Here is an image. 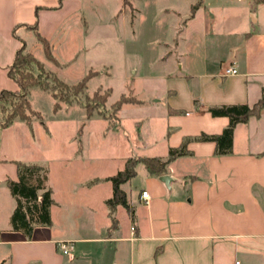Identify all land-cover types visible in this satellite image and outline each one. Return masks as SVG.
<instances>
[{"label": "crops", "instance_id": "crops-1", "mask_svg": "<svg viewBox=\"0 0 264 264\" xmlns=\"http://www.w3.org/2000/svg\"><path fill=\"white\" fill-rule=\"evenodd\" d=\"M117 2L120 13L121 1ZM161 2L165 11L183 15L182 0ZM197 2L195 12L184 19L189 21L205 9L210 27L201 37L183 35V53L179 54L183 63L175 60L183 75V106L164 105L162 96L170 89H162L160 99L152 102L161 104L165 123L157 137L160 148L153 155L136 156L166 159L168 148L177 147L185 137L220 133L228 119L211 116L207 107L251 106L264 98V0ZM55 5L56 0H0V90L16 89L7 67L21 41L33 57L37 51L43 54L28 28L34 21L60 64L51 62L54 69L74 60L62 58V43L74 27L83 40L91 36V0H61L59 7ZM37 6L41 8L35 13ZM213 13L223 19L214 27ZM170 42L177 45L175 38ZM161 44L170 47L167 41ZM170 53L161 59L169 58ZM35 60L44 69L43 62ZM230 62L237 72L223 76L221 70ZM138 101L132 104H144ZM40 133L45 138L43 127ZM142 138L139 135L140 141ZM31 140L35 141L36 135L18 118L0 130V264H264V106L257 115L235 124L229 153L214 154L210 141H188L185 147L189 153L165 165L161 175L168 177L166 183L140 163L144 170L139 188L130 196L122 188L125 182L119 185L132 217L123 208V227L115 219L111 228L106 208L102 228L84 236L57 233L52 219L49 226H35L28 238L11 230L9 219L15 201L5 180L16 179V162L31 163L21 160L26 158ZM151 143L157 145L156 138ZM143 190L147 193L145 203L139 197ZM52 205H56L54 200ZM58 241L70 242L72 249L59 250Z\"/></svg>", "mask_w": 264, "mask_h": 264}, {"label": "rangeland", "instance_id": "rangeland-1", "mask_svg": "<svg viewBox=\"0 0 264 264\" xmlns=\"http://www.w3.org/2000/svg\"><path fill=\"white\" fill-rule=\"evenodd\" d=\"M91 1L94 10L89 15L91 36L83 40L74 27L62 43V58L73 57V62L54 69L41 51L35 52L34 57L43 62L50 84L53 77L73 85L88 72L93 75L82 91L71 97L70 103L59 101L55 111L48 91L38 87L28 90L31 111L25 114L33 123L36 140H31L26 158H21L43 168V188L50 189L56 202L49 207L56 232L80 236L102 228L106 222L105 200L111 196L108 181L81 184L113 175L130 156L156 153L160 148L157 137L165 130V123L161 104L154 106L152 102L160 99L159 94L166 86L170 91L162 96L164 105L183 106V75L175 64L183 53V35L201 37L210 27V14L205 9L198 10L189 21L184 19L195 12L197 0H182L183 15L165 11L162 0H130L129 6H120V13H117L120 9L117 0ZM193 5L192 10L188 9ZM214 16L213 27L223 21L218 14L213 13ZM171 38L176 39L175 47ZM161 41H167L170 47ZM168 51L170 57L161 59ZM179 61L183 63V58ZM94 92L101 97L107 95L99 107L103 113L96 114L93 109L86 119L81 103ZM127 95L144 104L123 103L114 112L116 121L105 116L116 100ZM43 126L47 129L45 138L40 133ZM139 135L143 137L141 141ZM154 138L157 145L152 146ZM134 169L136 174L122 185L130 196L142 184V164L137 163ZM124 215L122 206L113 212L121 227Z\"/></svg>", "mask_w": 264, "mask_h": 264}, {"label": "trees", "instance_id": "trees-1", "mask_svg": "<svg viewBox=\"0 0 264 264\" xmlns=\"http://www.w3.org/2000/svg\"><path fill=\"white\" fill-rule=\"evenodd\" d=\"M121 6H129L130 0H120ZM259 2L261 0H254ZM61 0H56L55 7H59ZM198 4V2L196 3ZM195 7L193 5L191 10ZM41 7H35L38 10ZM32 30L36 41L41 45L44 57L59 66L60 64L55 60L51 54L50 45L47 40L41 37L36 29L35 21L28 25ZM35 71V72H34ZM93 75V72H88L85 76L80 78L75 84L67 85L63 81L53 77L52 83H48V75L43 70L42 65L35 60V58L25 50V44L21 41L19 47L14 53L10 65L7 67V76L16 85V89L0 90V130L8 127L13 119L18 118L24 120L27 125L29 133L32 135V127L30 121L27 119L25 111L30 112L31 108L26 99V93L31 87H38L43 91H48L54 100L52 110L58 109V102L70 103L71 97H75L85 87V83ZM107 95L101 97L97 94L92 95L91 98H86L81 103L85 118H90L93 109L96 114L103 113L99 110L102 107ZM123 103H139V101L130 95L121 96L111 105V111L107 112L112 120L116 116V112ZM264 106V98L258 100L251 106L245 104L236 105H221L207 107V112L213 116L227 117L228 122L226 126L218 134H204L200 133L192 137H185L177 147L168 148L166 159H159L157 157L146 156H130L125 159L121 170L113 175L104 177L102 179H92L85 184L90 185L100 180L108 181L111 185V196L105 200L107 208V216L110 220L109 227H115L116 220L113 218V212L117 205L122 206L129 217H132V209L128 206L124 193L119 188V185L129 180L135 175L134 166L137 163H142L149 174L161 175L165 170V165L169 160L177 156L188 154L186 150V143L190 140L195 141H210L214 143V154L221 155L229 153L231 150L232 130L235 124L245 122L251 115H257ZM45 132L47 129L43 126ZM114 129V125H111ZM16 179H6L5 184L9 189L11 196L15 201L14 208L10 215V228L13 231H19L24 237H30L32 229L35 226H49L51 224L49 207L53 204L51 198V191L49 188H43V168L36 164H23L16 162Z\"/></svg>", "mask_w": 264, "mask_h": 264}, {"label": "built area", "instance_id": "built-area-1", "mask_svg": "<svg viewBox=\"0 0 264 264\" xmlns=\"http://www.w3.org/2000/svg\"><path fill=\"white\" fill-rule=\"evenodd\" d=\"M236 68L234 66V62H230L229 64L225 65L222 70L221 73L223 76H228V75H234L236 74ZM139 197L143 200V202L145 203L147 200V193L145 190L141 191L139 194ZM57 247L59 250L61 251H70L72 249V245L70 242L68 241H58L57 242Z\"/></svg>", "mask_w": 264, "mask_h": 264}, {"label": "water", "instance_id": "water-1", "mask_svg": "<svg viewBox=\"0 0 264 264\" xmlns=\"http://www.w3.org/2000/svg\"><path fill=\"white\" fill-rule=\"evenodd\" d=\"M159 179H160L161 181H163L164 183H166L167 180H168V177H167L166 175H161V176H159Z\"/></svg>", "mask_w": 264, "mask_h": 264}]
</instances>
